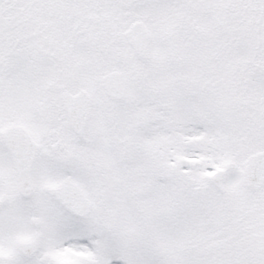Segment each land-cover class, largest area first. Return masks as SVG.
Listing matches in <instances>:
<instances>
[{
  "label": "snow or ice",
  "instance_id": "1",
  "mask_svg": "<svg viewBox=\"0 0 264 264\" xmlns=\"http://www.w3.org/2000/svg\"><path fill=\"white\" fill-rule=\"evenodd\" d=\"M0 264H264V0H0Z\"/></svg>",
  "mask_w": 264,
  "mask_h": 264
}]
</instances>
